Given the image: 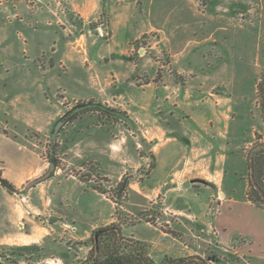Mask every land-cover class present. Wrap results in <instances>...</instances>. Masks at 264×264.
I'll return each instance as SVG.
<instances>
[{
	"label": "rangeland",
	"instance_id": "374dc122",
	"mask_svg": "<svg viewBox=\"0 0 264 264\" xmlns=\"http://www.w3.org/2000/svg\"><path fill=\"white\" fill-rule=\"evenodd\" d=\"M153 1L156 3L161 0ZM163 1L166 7L164 23L159 19L149 18L148 0H141L143 9L133 12L131 25L134 27L136 23L135 30L139 32L149 28L151 24L158 32L141 36L132 44L133 50L125 56L132 63L142 62V67L139 68L143 70L141 73L144 76L154 73L161 78L166 74L174 80L172 82L176 88L186 90L179 109L164 102H157L155 105L162 106L159 116L167 118V127L176 132L174 135L183 144L187 157L199 160L205 155L202 153L206 149L205 145L196 142L195 137L190 134L201 136L205 132L203 128L212 133H216L218 129L221 132L223 121L229 119L227 136L213 139L209 154L217 157L219 165L221 155H225L227 159L222 182L224 192L234 189L238 194L247 184L249 191L246 155L253 145L264 141V119L256 93V85L264 70V0ZM4 2L0 3V20L1 11L6 10ZM9 2L15 9H19V6L33 9L41 4L32 0ZM1 28L0 24V145L5 138L17 142L10 147L9 158L5 151L4 161L0 156V179L8 183L6 187L0 183V263L82 264L93 257L95 249L99 247L94 233H109L116 227L119 228L121 239L117 241L112 235L102 236L98 241L102 244L101 251L106 252L114 245L119 252L127 254L135 253L140 247L143 249V257L149 259L150 264H162L165 258L154 263L148 256L146 246L135 240L139 237L152 239L159 250L165 247L166 242L143 223H133L150 222L164 233L177 238L182 237L183 232L194 234L196 228L182 227L183 231L165 224L162 220L165 202L161 195L152 200L136 199L132 195L131 185H141L147 179L153 165L152 157L149 156L144 165L135 169L132 162H126L120 168L112 162L102 165L93 161H71L68 152L71 144L68 134L70 131L75 132L74 125L77 122L88 120L101 127L109 136L118 134L117 129H114L116 125H124L130 130L128 114L119 106H114L113 102L70 99L60 86L66 85V81L58 80L55 83L57 88L52 83V87L55 86L52 91L49 89L51 83L28 79L23 81L22 77L16 75L20 73L18 67L9 65L6 56L2 55L6 43ZM97 30L99 32L100 29ZM100 31L103 35L101 37H104V31ZM159 39L163 42L157 44ZM59 65L58 72L62 74L65 67ZM38 66L43 69L42 59L38 60ZM65 75L61 76L64 80ZM39 84L47 85L42 94L43 99L47 100L45 107L40 104ZM91 101L100 103L106 109L102 112L86 110L68 113L76 104ZM10 109L21 114L27 125L42 123V127L47 130L41 133L27 128L23 137L18 138L13 132L12 127L16 121ZM184 111L186 112L183 114ZM187 111L199 114L195 118L194 114L187 117ZM55 113L58 115L55 116ZM209 117L211 124L206 122L203 127L202 123ZM257 136H261L262 140L257 141ZM174 146L175 144H169L160 153L163 155ZM199 164L202 162L199 161ZM201 171L202 169H197L195 173ZM17 172L25 174L15 177ZM55 172L65 177L71 176L85 188L97 191L113 206V211L109 205L99 203L98 198H93L91 194H66L65 182H54L46 188ZM198 175V179L208 183L215 179L206 173ZM122 181L127 186L119 189L118 184ZM198 194V198H201L203 192ZM81 197L85 198L83 207H73L74 199ZM69 199L71 201L68 202ZM193 200L188 196L185 198L186 203H192ZM216 204L215 201L213 205ZM58 212L64 217H59ZM71 213L78 217L76 224L68 219ZM110 214H113L111 224L95 229L84 241L75 240L77 233H83ZM39 227L52 230L44 243L33 244L29 236L38 235ZM112 227L114 229L109 230ZM135 243L140 244L138 246ZM212 243L197 248L198 253L191 257L201 259L204 264H264V260L242 255L236 250L252 243L248 236L232 234L227 246ZM21 247L35 248L13 251L14 248Z\"/></svg>",
	"mask_w": 264,
	"mask_h": 264
},
{
	"label": "crops",
	"instance_id": "0c3cea01",
	"mask_svg": "<svg viewBox=\"0 0 264 264\" xmlns=\"http://www.w3.org/2000/svg\"><path fill=\"white\" fill-rule=\"evenodd\" d=\"M23 1L25 0H20L18 3ZM32 1L42 5L37 4L33 9H28V6H19V9H15L9 1H5L6 10L1 11L0 24L6 43L2 55L6 56L9 65L18 67L20 73L16 75L22 77L23 81L28 79L51 83L50 90L55 86L58 87L55 84L58 80L66 81V85L60 86L65 89L70 99L113 102L114 106H119L128 114L131 121L130 130L124 125H116L114 129H117L118 134L109 136L101 127L95 126L88 120L77 122L74 125L75 132L70 131L68 134L71 138L68 148L70 160L93 161L102 165L112 162L120 168L124 163L132 162L137 169L151 156L153 165L147 179L141 185L137 183L131 185L132 195L136 199L147 200L161 195L165 202V208L162 209L164 210L162 220L165 224L179 229L196 228L194 234L188 235L183 232V236L177 238L164 233L150 222L133 223H143L159 239L166 242L165 247L159 250L152 239L139 237L135 240L146 246L150 259L158 263L164 258L191 257L196 255L198 253L196 249L204 244L212 245V242H217L227 246L232 234H240L250 237L252 243L236 250L242 255L264 260V207L247 200L248 184L246 188H241L238 194L234 189L224 192L222 182L227 159L225 155H221L222 161L219 165L217 157L209 154L213 139L218 136L223 139L225 135L227 136L229 119L223 121L221 132L218 129L216 133H212L207 131V128H203L205 132L201 136L190 134L191 137H195L196 142L205 145L206 149L202 153L205 155L199 160H194L191 156L187 157L183 144L174 135L175 131L167 127V118L159 116L162 113L160 112L162 106L155 105L157 102H164L170 107L179 109V105L183 103L181 100L186 96V90L176 88L174 80L166 74L161 78L154 73L144 76L141 73L143 70L139 68L142 67V62L132 63L125 56L133 50L132 44L141 36L158 32L151 24L149 28L139 32L135 30L136 23L134 27L131 25L133 12L143 9L141 0ZM163 2L161 0L155 3L153 0H148L147 16L164 23L166 7ZM4 24L8 26H3ZM98 28L104 31V37L98 34ZM161 42L163 40L159 39L157 44ZM41 59L43 69L38 66V60ZM172 63L175 65L174 62ZM58 65L65 67L64 73L58 72ZM64 74H66L65 80L61 77ZM45 88L47 85L39 84L38 93L41 95L42 107L47 106V100L42 97ZM11 111L13 112V109ZM187 114V117H192L194 114L193 118H195L199 113L192 114V111H187ZM57 115L55 113V116ZM13 116L16 122L12 128L18 138L23 137L27 128L41 133L47 130L42 127V123L27 125L23 116L17 112H13ZM206 122L211 124L210 117L202 123L203 127L206 126ZM2 141L4 143L0 145V156L4 161V151L9 158V149L17 141L11 138ZM169 144L175 146L162 155L161 150ZM199 161L202 164H199ZM197 169L202 171L195 173ZM201 173L214 177V181L208 183L198 179V174ZM23 174L25 173L17 172L15 177ZM53 176L47 185H44L46 188L54 182L56 184L65 182L66 194L68 192L91 194L93 198H98L99 203L109 205L113 211V206L97 191L85 188L75 178L59 175L58 172ZM200 191L203 195L198 198ZM44 194L43 191V196ZM187 196L194 198L192 203H186ZM84 199V197L75 198L73 207L81 209L82 204L85 203ZM215 201L217 204L213 205ZM69 215L68 219L76 224L78 221L76 214ZM112 215L99 223L92 224L83 233H77L75 240L84 241L95 229L111 224ZM58 216L64 217L61 212ZM37 230L40 232L38 235L29 236L33 244L44 243L52 229L39 227Z\"/></svg>",
	"mask_w": 264,
	"mask_h": 264
},
{
	"label": "trees",
	"instance_id": "16d2710c",
	"mask_svg": "<svg viewBox=\"0 0 264 264\" xmlns=\"http://www.w3.org/2000/svg\"><path fill=\"white\" fill-rule=\"evenodd\" d=\"M3 1H10V0H0V3ZM19 1V0H16ZM256 93L259 99V108L260 112L262 114V117L264 119V70L260 76V79L256 85ZM106 108L105 106L101 105L100 103H97L95 101H91L88 103H82V104H76L68 113L74 114L76 111H96V112H102ZM61 121V120H59ZM262 140L261 136H257V141ZM246 170L249 176V191L247 193V200L258 205L261 207H264V141L260 144L253 145L246 155ZM0 183L3 186H8V183L4 179H0ZM120 187L119 189H124V187L127 186L125 181H122L118 184ZM100 235L97 239V250L94 251V256L90 257L85 264H127L130 263V260H136L139 263H145L147 262L150 264L149 259L143 257L142 251L140 247L135 251V253H121L119 252L114 245H112V249H108L106 252H103L100 250V244L98 240L102 236H108L112 235L114 239H117L119 241L121 239L120 237V231L119 228L115 227V230L109 233H106V231H100ZM116 237V238H115ZM116 241V240H115ZM116 241V242H117ZM114 242V240H113ZM139 246L140 243H135ZM31 248L35 247H21V248H14L13 251H28ZM2 264V263H0ZM152 264V263H151ZM162 264H204L203 261L197 257H189L185 259H171V258H165L162 261Z\"/></svg>",
	"mask_w": 264,
	"mask_h": 264
},
{
	"label": "flooded vegetation",
	"instance_id": "af4514ba",
	"mask_svg": "<svg viewBox=\"0 0 264 264\" xmlns=\"http://www.w3.org/2000/svg\"><path fill=\"white\" fill-rule=\"evenodd\" d=\"M101 238V237H100ZM98 241H100V239L98 240ZM99 244H100V246L102 245L100 242H99ZM128 254V253H127ZM82 264H85V262L84 263H82ZM127 264H148L147 262H145V263H139L138 261H136V260H133V259H131L130 260V263H127Z\"/></svg>",
	"mask_w": 264,
	"mask_h": 264
},
{
	"label": "water",
	"instance_id": "95a60500",
	"mask_svg": "<svg viewBox=\"0 0 264 264\" xmlns=\"http://www.w3.org/2000/svg\"><path fill=\"white\" fill-rule=\"evenodd\" d=\"M112 229H114V227L110 228L109 230H112ZM99 234H100L99 231H97V232L94 233V239H95V242H96L97 237H98ZM96 248H97V246H96Z\"/></svg>",
	"mask_w": 264,
	"mask_h": 264
},
{
	"label": "built area",
	"instance_id": "2783aa9c",
	"mask_svg": "<svg viewBox=\"0 0 264 264\" xmlns=\"http://www.w3.org/2000/svg\"><path fill=\"white\" fill-rule=\"evenodd\" d=\"M98 33H99V35H100V36H103V35H102V32H101L100 30H99V32H98Z\"/></svg>",
	"mask_w": 264,
	"mask_h": 264
}]
</instances>
